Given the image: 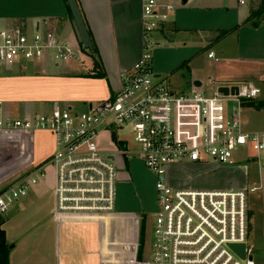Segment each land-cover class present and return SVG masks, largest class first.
I'll return each instance as SVG.
<instances>
[{"label": "built area", "instance_id": "1", "mask_svg": "<svg viewBox=\"0 0 264 264\" xmlns=\"http://www.w3.org/2000/svg\"><path fill=\"white\" fill-rule=\"evenodd\" d=\"M179 1L143 0V55L120 75L121 87L107 101L89 104L82 112L54 108L21 118L0 102V134L42 131L54 138L46 162L0 191V217L48 179L50 169L55 181L53 217L59 223L115 214L118 161L138 157L156 179L159 206L151 258L141 264H256L249 245L250 197L264 185V132L246 131L242 113L261 91L245 82L227 87L237 88L234 95L217 88L212 97H205L195 90L173 91L157 78L152 52L161 44L155 36L167 32ZM82 55L57 35L49 19L39 21L34 30L24 21L0 24L2 67L47 60L67 63ZM208 57L215 59L213 53ZM112 144L115 151L104 149ZM121 144L126 150L117 149ZM249 161L259 166V186L204 190L184 182L186 174L241 167ZM232 245H245V259Z\"/></svg>", "mask_w": 264, "mask_h": 264}, {"label": "crops", "instance_id": "2", "mask_svg": "<svg viewBox=\"0 0 264 264\" xmlns=\"http://www.w3.org/2000/svg\"><path fill=\"white\" fill-rule=\"evenodd\" d=\"M76 1L92 51L78 40L68 0H0V24L24 21L34 30L39 21L49 19L57 35L86 56L84 62L80 58L60 64L47 60L0 66V102L16 118L54 108L82 112L89 104L107 101L120 89V75L142 57L143 0ZM254 10L249 0L244 5L241 0H187L186 4L180 0L175 20L161 33L169 42L155 54L157 78L173 91L203 94L214 82L252 83L261 91L258 102L264 103V17L247 23ZM230 30L234 31L228 37L214 42L219 31ZM200 50L208 56L213 53L217 61L207 57L198 63ZM251 103L245 112L254 110ZM251 132H264V127ZM53 151L54 138L48 132L0 134V191L33 172ZM227 169L232 177L238 169L246 181V166ZM257 170L260 180L259 166ZM54 182L50 169L48 179L32 187L2 217L9 264H141L150 260L144 256L145 227L134 204L119 202L115 214L59 223L53 217ZM262 190L255 201L256 193L250 200L253 239L264 237Z\"/></svg>", "mask_w": 264, "mask_h": 264}, {"label": "rangeland", "instance_id": "3", "mask_svg": "<svg viewBox=\"0 0 264 264\" xmlns=\"http://www.w3.org/2000/svg\"><path fill=\"white\" fill-rule=\"evenodd\" d=\"M250 6L252 9L258 7V0H249ZM254 10V11H255ZM178 10L174 15V19L177 15ZM168 36L164 37L162 35L155 36V39L158 40L161 44L160 47L156 48L152 52V65L154 69V59L155 54L158 50L163 49L166 46V43L169 42L167 39ZM208 55L205 51H198L197 62H206ZM86 56H81V61L84 62ZM197 63V64H198ZM155 73V69H154ZM156 74V73H155ZM212 84V82H211ZM238 84V83H237ZM240 84V83H239ZM233 83H223V82H214L212 86L208 88V92L204 94L205 97H212L214 91L219 87L233 86ZM264 87V86H263ZM186 92V91H180ZM255 103H259L258 100ZM229 109H232V105H227ZM226 107V105H225ZM262 113L256 112L255 109L248 112H243L242 122L245 126L246 131L251 132L256 129L264 127V110ZM14 117L17 115L13 114ZM104 149L110 151H115L114 144ZM118 150H126V144H121L117 146ZM254 153H251V156L254 157ZM245 156V155H244ZM241 166H246L248 168V176L246 181L243 175L238 174L237 170H233L234 176L232 177L229 173V169L226 167H215L207 170L206 172L196 173L193 176L186 174L184 182L190 184L192 188L195 189H204V190H215V189H231L241 186H258L259 182V173L257 170V165H254L252 162L241 163ZM119 167V176L120 180L117 185V207L118 210L119 202L123 204H134V208L138 210V216L141 219V224L145 227V246L146 251L144 256L148 261L152 254V245H153V223L154 216L159 210L157 202V194L155 191L156 179L151 171L147 169L145 164L138 158H134L132 161L127 159L124 161H118ZM191 170V168H188ZM193 171V170H192ZM256 171L255 173H253ZM195 171H193L194 173ZM261 178V176H260ZM243 184V185H242ZM240 187V188H241ZM264 193V185L262 188ZM261 191V190H260ZM258 195L261 193H256L252 195V199L255 201ZM250 197V200H251ZM250 247L253 248V259L256 264H264V237L255 238L251 237Z\"/></svg>", "mask_w": 264, "mask_h": 264}, {"label": "water", "instance_id": "4", "mask_svg": "<svg viewBox=\"0 0 264 264\" xmlns=\"http://www.w3.org/2000/svg\"><path fill=\"white\" fill-rule=\"evenodd\" d=\"M183 4H186L187 0H182ZM73 17H74V22H75V27H76V32L78 36L79 42L83 45V47L86 50L92 51L93 50V45L89 36V33L87 31V28L85 26V23L83 21L81 12L79 10V6L77 4L76 0H68ZM219 92L224 94V95H229L237 93V88H227V87H221L219 88ZM231 249L237 253L241 259H245L246 254H245V245H232L230 246Z\"/></svg>", "mask_w": 264, "mask_h": 264}, {"label": "trees", "instance_id": "5", "mask_svg": "<svg viewBox=\"0 0 264 264\" xmlns=\"http://www.w3.org/2000/svg\"><path fill=\"white\" fill-rule=\"evenodd\" d=\"M264 17V0H261L259 6L255 11H253L247 21V23H254L255 21L262 20ZM234 30L230 31H219L218 36L214 40V42H218L226 37H228L230 34L233 33ZM250 106L254 108L257 111L264 110V103H251ZM4 224V220L2 217H0V264H9V255H10V248L6 240V234L5 231L2 229V226Z\"/></svg>", "mask_w": 264, "mask_h": 264}]
</instances>
